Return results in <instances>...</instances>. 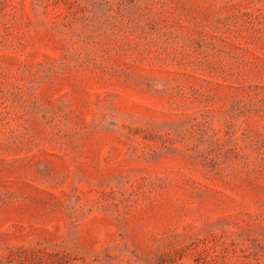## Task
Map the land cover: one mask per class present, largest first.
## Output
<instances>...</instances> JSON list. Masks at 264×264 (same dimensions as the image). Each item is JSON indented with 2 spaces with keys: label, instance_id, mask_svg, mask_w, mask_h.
<instances>
[{
  "label": "rangeland",
  "instance_id": "obj_1",
  "mask_svg": "<svg viewBox=\"0 0 264 264\" xmlns=\"http://www.w3.org/2000/svg\"><path fill=\"white\" fill-rule=\"evenodd\" d=\"M0 264H264V0H0Z\"/></svg>",
  "mask_w": 264,
  "mask_h": 264
}]
</instances>
